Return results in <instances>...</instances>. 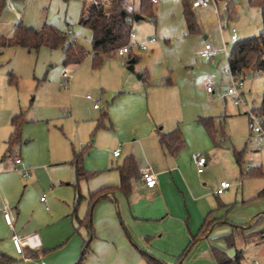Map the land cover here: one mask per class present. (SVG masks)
I'll return each instance as SVG.
<instances>
[{
	"label": "crops",
	"instance_id": "1",
	"mask_svg": "<svg viewBox=\"0 0 264 264\" xmlns=\"http://www.w3.org/2000/svg\"><path fill=\"white\" fill-rule=\"evenodd\" d=\"M183 1V21L173 25L170 32L161 33L156 26L158 20L153 22L164 42L157 37L149 41L155 36L144 41L150 45L158 43L171 53L164 55L161 62L155 49L148 45L147 49L138 47L141 51L152 50L146 57L133 52L122 59L113 53L110 58L104 55L101 65L95 67L91 50L86 51L81 62L65 65L64 49L60 47L53 52L55 55H50L58 59L59 67L51 62L50 66L57 67L55 70L34 73L39 97L35 95L30 111L23 106L25 114L22 110L12 116L21 114L20 137L11 142L15 130L11 118L12 129L0 159V255L15 258V264H74L89 240L87 264H177L195 240L181 264H218L215 249L229 256L242 251L244 264H264V148L252 155L264 143L250 146L259 138L246 116L248 133L243 126L234 141L227 126L241 113L219 115L210 110L209 104L201 103L199 88L207 87L209 80L213 85L221 74V82L229 85V58L225 72L220 70V74L219 61L214 63L222 54L229 57V50L213 44L220 53L213 60L204 61L211 62L217 71L207 78L202 75L203 64L195 56L184 54L175 41L199 39L197 53L201 57L206 43L201 40L202 27L196 11L210 4L192 8L199 30L190 33ZM232 1L237 16V4ZM220 2L226 14L227 0ZM55 3L26 0V21L30 16L38 22L45 7L52 12ZM159 3L160 0L152 5ZM139 6L140 2L132 7ZM140 16L135 20L147 15ZM16 24L8 32L0 30V35H11ZM132 29L136 32L133 24ZM63 32L68 41L76 39L80 43V31L68 27ZM204 39L209 42L208 35ZM10 47L27 49L1 47L0 54L5 55L1 56L5 57L2 61L12 60L13 54L18 53L17 48ZM48 49L43 46L39 53L47 55ZM28 51L31 55L32 51ZM128 59L135 60V70L125 68ZM6 65L9 81L12 76L10 82L17 84L14 63ZM64 70L72 74L66 87L61 84ZM97 87L101 95L92 107V97L84 99V94ZM213 92L214 87L213 91L207 90L208 94ZM225 96L229 95L225 92ZM209 117L212 119L206 120ZM167 134L174 148L180 146L177 153L161 141V136ZM117 148L120 154L115 156ZM237 151H242L240 161ZM199 154L207 158L202 173L195 161ZM17 157L22 162L14 170ZM128 158L135 160L138 171L131 176V189L125 192L120 188L119 167ZM247 164L251 168L245 171ZM144 165L153 168L158 181L155 186H147L142 179L140 167ZM25 171H29L27 176ZM79 172L85 176L78 179ZM256 177L262 178L261 184H254ZM223 180L232 186L217 194ZM106 187L114 189H108L93 202L91 195ZM44 194L46 201L41 200ZM4 208L12 214V225L4 219ZM207 222L210 225L205 227ZM14 235L35 238L18 254L12 242ZM246 244L259 247L254 256L248 257Z\"/></svg>",
	"mask_w": 264,
	"mask_h": 264
},
{
	"label": "rangeland",
	"instance_id": "2",
	"mask_svg": "<svg viewBox=\"0 0 264 264\" xmlns=\"http://www.w3.org/2000/svg\"><path fill=\"white\" fill-rule=\"evenodd\" d=\"M2 2V0H0ZM3 8L0 11V30L4 32L10 31L12 28L10 26L13 23L23 22L25 25L33 26L36 28H40L45 23L51 25H57V29L61 32L65 31L68 27L73 28L75 31H80V44L85 47L86 51H91V30L80 24L78 17H80V11L82 6L85 4H89L93 1H101L107 6V8L111 7L113 0H55L56 8L52 12L49 11V7H45V12L43 13L41 20L38 18V22H34L30 16L27 17L24 11V7L26 5V0H4ZM237 4V16L228 22L225 28L223 25L226 24V21L220 23L218 18L217 12L212 4L207 6H202L197 9L198 21L202 27V36L201 40L206 43L207 41L204 39V35H208V41L214 44L221 49L226 48L227 50H231L232 42H231V33L232 28H236L238 31L239 38H245L249 36H254L260 34L262 30V17L261 12L258 7L250 6L247 0H234ZM140 0H133L132 2L129 1L130 7L133 5H138ZM220 2V0H219ZM218 2V3H219ZM0 6H2L0 4ZM6 6V8H5ZM180 6L182 8V0H160V3L157 5H153V10L158 14V22L157 25L154 24L152 21L148 19V16H145L144 19L137 21L135 20L133 23V28L136 30L137 38L139 42H146L149 36H155L160 41L164 42V37L156 33V26H158L161 33L170 32L173 25L178 26L179 22L183 21L182 12L180 13ZM134 8V7H133ZM178 8V9H176ZM219 8L221 9V13H224V5L223 2L219 3ZM5 9V10H4ZM138 9V8H137ZM78 13V15H77ZM74 14L77 16L75 17ZM40 21V22H39ZM34 22V23H32ZM54 22V23H53ZM32 23L33 25L29 24ZM54 25V26H55ZM156 25V26H155ZM64 33V32H63ZM13 34V33H12ZM11 34V35H12ZM9 35V36H11ZM67 35V34H66ZM70 36V35H69ZM175 44L178 46L177 48L181 49L184 54L195 56V59L203 64L201 65V73L206 78L209 75H215L216 67H211V62H206L201 57L198 58L197 50L199 49V39H189L187 38L185 41L181 39H176ZM148 45H150L148 43ZM43 47V46H42ZM46 47V46H45ZM155 50V54L159 62L163 59L164 55L171 54L165 50L163 47H159L158 43L150 45ZM17 48L16 50L18 53L11 52L13 54V59L9 61H5V57H1L4 53L0 54V159L1 156L4 154L7 144L6 140L8 135L12 129L10 120L15 113H18L25 108H21L26 106V110L30 109V104L34 99L35 95L39 97V92L37 93L38 88L36 85V79L33 77L34 73H38L39 71L43 70L44 73L46 70L53 71L57 67H59L58 59L50 57L53 52H56L52 49H48L47 55L43 53H39L41 48L38 51L31 50V55H29L28 49L18 48V47H10ZM48 48V47H47ZM14 50V49H12ZM25 50V51H23ZM23 51V52H22ZM45 52V51H44ZM116 50L113 52L116 55ZM133 52L135 54L139 53L143 56H147L148 54L152 53V50L141 51L138 49V46L133 47ZM20 53H24L20 55ZM39 53V54H38ZM62 53V52H61ZM5 56V55H4ZM39 56V57H38ZM57 56V53H56ZM112 56V55H111ZM113 57V56H112ZM40 58V59H39ZM110 58V55L107 56ZM227 55L222 54L218 56L216 60L217 63H220V69L217 71L220 74V70L225 72L224 67L227 64ZM129 61V59H128ZM58 64L57 67L50 66V63ZM159 62H156L159 63ZM2 63L4 65H2ZM7 63H14L15 66V73L13 77L16 78L17 84L11 83L9 81V75L6 74V64ZM207 64L210 66H207ZM62 65V62L60 66ZM155 65V64H154ZM207 66V68H206ZM217 66V65H216ZM125 68H128V65H125ZM130 70V69H129ZM132 71V70H131ZM138 72V70H137ZM218 74V73H216ZM220 75L215 77L213 87V93H207V87L201 86L199 88L198 97L202 104H209L210 110L215 114L224 115L227 113H241V117L235 119L232 125L228 124V130H230L233 134V139L236 141L238 134L241 133L242 127H245V130L249 129L248 121L245 119L248 118L246 115V108L253 107L261 104L262 100L264 99V72L261 74H254L250 73V77L247 79L245 83V97L247 99V107L246 105L240 104L235 105L234 99L232 96H225V92L228 89V84L226 81L221 82ZM87 94L91 95V99L89 100L92 104L96 99L100 98V89L98 87L96 89H89L84 94V99H87ZM83 99V100H84ZM86 102V101H85ZM104 98L101 99V104H103ZM32 110V109H31ZM16 111V112H13ZM30 111V110H29ZM246 116V117H245ZM252 127V123H251ZM246 132L248 133V131ZM258 140H253L250 146L254 147L258 144L264 143V134L260 135L255 133ZM254 135V132H253ZM263 136V137H262ZM264 148V144L260 150H253L252 155H257L259 151ZM263 151V150H262ZM262 156L264 154L262 153ZM262 178H254V184L258 185L261 184ZM242 241V240H240ZM243 243V241H242ZM245 244V243H244ZM247 245V244H246ZM259 247H256V244H249L245 248L248 257L254 256L256 254V250ZM259 259V258H258Z\"/></svg>",
	"mask_w": 264,
	"mask_h": 264
},
{
	"label": "trees",
	"instance_id": "3",
	"mask_svg": "<svg viewBox=\"0 0 264 264\" xmlns=\"http://www.w3.org/2000/svg\"><path fill=\"white\" fill-rule=\"evenodd\" d=\"M130 0H113L111 7L107 8L104 2L93 1L85 4L80 16L79 23L88 27L92 32L91 50L93 52L94 66L101 65L104 55H111L113 52L128 41L132 24L137 15L146 14L152 22L156 23L157 14L153 10V2L151 0H141L138 9L130 7ZM250 6H255L260 9L262 17V30L260 34L240 38L232 44L229 52V64L231 72H242L245 69L251 68L255 74L264 72V0H247ZM4 0L0 1V11L3 8ZM192 2L190 0L183 1V14L187 27L190 33H195L199 30L197 17L192 10ZM226 17L227 21L236 17L235 4L232 0H227L226 3ZM4 46H21L28 50L38 51L42 46L56 49L62 47L64 49V64L69 65L81 62L86 56V49L79 42L68 41L65 33L59 31L55 26L45 23L40 28L25 25L23 22L16 24L14 32L11 36L0 35V49ZM136 60V58H135ZM12 80V76L10 78ZM256 109L264 117V99L259 107ZM212 119L211 117L206 120ZM12 123L15 130L11 136L13 139L20 137L21 114L15 115L12 118ZM207 126L210 127L207 121ZM264 126V121H263ZM175 133V132H173ZM171 134V133H170ZM162 135L161 141L165 142L168 148L173 153H177L180 146L174 148L171 141L166 136ZM173 148V149H172ZM8 152H11L8 150ZM242 151L236 152V157L240 161ZM8 155H11L8 153ZM79 164V163H77ZM79 171V166H77ZM121 174V185L125 192L131 189V176L138 171V167L133 158H128L125 163L119 167ZM85 176L78 173V179ZM114 189V187L103 188L91 195V200L94 202L97 197L107 190ZM210 225L206 223L205 227ZM193 240L183 254L179 257L177 264H181V260L191 250ZM89 240L85 242V249L82 251L78 260L74 264H87L86 254L89 250ZM218 264H244V255L242 251L237 252L234 256H229L226 252L219 249L214 250ZM17 260L9 255H0V264H15Z\"/></svg>",
	"mask_w": 264,
	"mask_h": 264
},
{
	"label": "built area",
	"instance_id": "4",
	"mask_svg": "<svg viewBox=\"0 0 264 264\" xmlns=\"http://www.w3.org/2000/svg\"><path fill=\"white\" fill-rule=\"evenodd\" d=\"M151 1L153 3H157L159 0H151ZM191 2H192L193 7H198V6L206 5V4H212L217 11L220 23H222L223 21H226V24L223 25V28L226 27V25L228 23L227 17H226V14L221 13V11L219 9V4H218L219 0H191ZM68 33L69 34L72 33V30H69ZM136 38H137L136 32L133 29H131L130 33H129L128 41L116 49V52H115L116 56L120 57L122 59L128 57V55L133 53V47H135V46H138L142 49L148 48L147 43L139 42ZM238 39H239V36H238L237 29L232 28L231 42L234 43ZM155 40H156V37H151L149 39V41H151V42L155 41ZM73 41H76V39H74ZM219 53H220V50L217 47H215L210 42H206L205 47L201 52V57L206 61H211ZM227 54L229 55V52ZM250 73L255 74V72L251 68L245 69L242 72H231L230 83H229V86H228L226 93L233 97L234 103L236 105L243 104V105H246V107H247L248 103H247V99L245 97V83H246L247 79L250 77ZM62 76L64 79H63L61 84L66 87L68 85L69 79L71 78L72 74L70 71L64 70ZM207 90L213 91V85H212V82L210 80L207 83ZM87 97L91 98V95H88ZM95 107H97V108L100 107L99 102L95 103ZM246 114L248 115V117L252 123V127H253L254 131L260 135H263L264 134V128H263L264 117L260 114V112L254 107H250V108L247 107L246 108ZM119 154H120V148H117L116 150H114L115 156H117ZM195 161L197 164L198 172L199 173L204 172L205 166L207 164L206 156L199 154L196 156ZM14 162H15V166L13 169L18 170V165L22 162L21 157L14 158ZM250 168H251V165L247 164L245 166L244 170L248 171ZM28 174H29V171H25L24 175L27 176ZM140 174H141L142 179L144 180V182L146 183L147 186L152 187V186H155L157 184V182H158L157 177H156V174H155V172L151 166H149V165L141 166L140 167ZM231 186H232V183L230 181L223 180V181H221L220 186L216 189L215 192L217 194H222L227 189H229ZM41 200L46 201V195L45 194L41 197ZM3 214H4V219L7 222V224L12 225L13 224V217H12V214L9 211V209L4 208ZM32 238H35V235L26 236V237H20V236L14 235L12 238V242H13V245H14L16 252L18 254H22L25 246L27 244H29V242Z\"/></svg>",
	"mask_w": 264,
	"mask_h": 264
},
{
	"label": "water",
	"instance_id": "5",
	"mask_svg": "<svg viewBox=\"0 0 264 264\" xmlns=\"http://www.w3.org/2000/svg\"><path fill=\"white\" fill-rule=\"evenodd\" d=\"M139 17H141L140 15H137L136 16V18L138 19ZM134 59H131L130 61H129V65H128V68L130 69V70H135V65H134Z\"/></svg>",
	"mask_w": 264,
	"mask_h": 264
}]
</instances>
